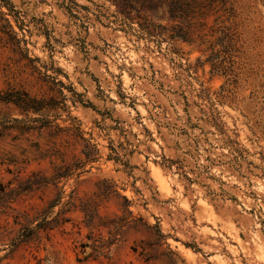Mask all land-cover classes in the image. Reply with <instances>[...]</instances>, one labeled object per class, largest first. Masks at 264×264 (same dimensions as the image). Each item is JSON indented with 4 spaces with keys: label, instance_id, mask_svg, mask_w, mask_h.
Instances as JSON below:
<instances>
[{
    "label": "rangeland",
    "instance_id": "1",
    "mask_svg": "<svg viewBox=\"0 0 264 264\" xmlns=\"http://www.w3.org/2000/svg\"><path fill=\"white\" fill-rule=\"evenodd\" d=\"M183 24L109 0H0V90L65 95L47 118L79 127L19 134L0 102V264H264V0L207 5L172 38ZM58 196V224L12 245Z\"/></svg>",
    "mask_w": 264,
    "mask_h": 264
},
{
    "label": "trees",
    "instance_id": "2",
    "mask_svg": "<svg viewBox=\"0 0 264 264\" xmlns=\"http://www.w3.org/2000/svg\"><path fill=\"white\" fill-rule=\"evenodd\" d=\"M115 6L118 13L122 14L124 17L128 19H135L136 17H141L148 15L149 12L155 11L157 9H162L165 16L170 20H179L182 21L183 25H175L171 26L172 33L170 36L180 37L186 39L188 33L190 32V28L195 23V19L199 16L204 15V7L207 5L212 6L215 2H223L225 0H207V4H204V0H109ZM4 19V18H2ZM5 28L9 27V29L5 32L12 41L19 42L20 39L17 38V34L10 25H4ZM3 37L0 36V39ZM62 84V82H61ZM66 96H63V100H66ZM61 102L62 106H60V102H57L54 97H47L44 95H37L31 93L24 87H17L15 85L8 84L6 88L0 90V102L10 103L17 107L23 114V118H13L15 124L10 125L9 129H14L19 132V134H24L31 130L41 131L47 127H53L56 132H69V131H77L79 129L78 126L75 125L74 120L75 117H71L68 114L69 119H71L70 126H61L56 123L53 124L52 119L47 118V116L53 114L58 117V110L62 109L63 111H67V106ZM30 114H40L42 117H30ZM37 122V123H33ZM53 175V179H57L63 176V173L59 171ZM48 182L47 179L33 180L29 179L27 182V186L25 188H33L34 186H38L42 183ZM71 198L74 196L71 195ZM60 196L57 199L50 202L46 209L41 212L42 218L37 223L36 227H24V229L19 232L18 236L14 240L12 245H17L22 241H29L35 239L39 231H45L53 228L58 224V219L49 218L50 208H52L56 203H58ZM66 204H70L73 207H76L75 200L67 201ZM70 209V208H69ZM81 209L85 213L86 223L87 225H95L96 218V209L92 208L89 201H81ZM104 244H100L99 247L103 248Z\"/></svg>",
    "mask_w": 264,
    "mask_h": 264
}]
</instances>
